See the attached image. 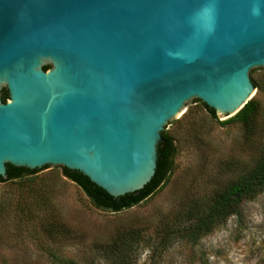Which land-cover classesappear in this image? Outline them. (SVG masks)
<instances>
[{
    "label": "water",
    "instance_id": "obj_1",
    "mask_svg": "<svg viewBox=\"0 0 264 264\" xmlns=\"http://www.w3.org/2000/svg\"><path fill=\"white\" fill-rule=\"evenodd\" d=\"M261 74L264 0H0V175L138 191L194 99L224 123Z\"/></svg>",
    "mask_w": 264,
    "mask_h": 264
},
{
    "label": "rangeland",
    "instance_id": "obj_2",
    "mask_svg": "<svg viewBox=\"0 0 264 264\" xmlns=\"http://www.w3.org/2000/svg\"><path fill=\"white\" fill-rule=\"evenodd\" d=\"M253 81V99L259 102L253 126L221 123L204 107L188 112L170 132L177 153L167 184L130 209L114 213L95 207L64 173L0 182V264H58L56 257L97 263L103 259L94 256L92 243L126 226L144 225L149 232L190 212L201 213L264 154V74ZM149 253L142 249V264H149ZM160 261L264 264V192L199 239L180 234Z\"/></svg>",
    "mask_w": 264,
    "mask_h": 264
},
{
    "label": "trees",
    "instance_id": "obj_3",
    "mask_svg": "<svg viewBox=\"0 0 264 264\" xmlns=\"http://www.w3.org/2000/svg\"><path fill=\"white\" fill-rule=\"evenodd\" d=\"M48 67L49 65L44 66L45 69ZM254 84L256 83L254 82ZM8 98V89L4 87L2 99L7 101ZM194 100L200 101L208 113L213 118H217L215 109L200 99ZM258 107L259 102L256 99H251L226 122L240 121L251 128ZM166 127L162 131V139L158 145V161L155 175L145 187L138 191L114 196L78 170L61 166L64 175L82 189L95 207L114 213L130 209L164 187L173 171L177 143L175 137L166 131ZM48 166L46 165L44 168ZM38 171L39 168L29 169L23 166L7 164V177L0 175V181L24 179L27 176L36 174ZM262 192H264V154L249 171L237 177L225 189L218 191L213 197V201L201 213L190 212L184 218L177 221L164 222L160 227L155 228L153 231L151 229L149 232L146 228L145 230L143 229L144 225L126 226L116 232L114 236L92 243L90 248L94 252V256L103 260H101L102 262L94 263L93 259L89 264H142L140 256L144 248H147L150 252L149 264H160L164 251L175 242L180 234L189 239H199L217 226L225 223L231 216L240 215L243 203ZM57 225L51 227L55 233L60 231ZM56 259L58 264H86L72 258L69 261L60 257H56ZM143 264H147V262Z\"/></svg>",
    "mask_w": 264,
    "mask_h": 264
}]
</instances>
